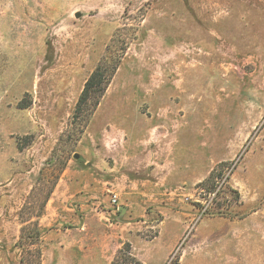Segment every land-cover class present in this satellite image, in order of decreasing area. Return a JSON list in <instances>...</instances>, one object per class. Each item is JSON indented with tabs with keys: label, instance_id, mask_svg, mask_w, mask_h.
<instances>
[{
	"label": "rangeland",
	"instance_id": "374dc122",
	"mask_svg": "<svg viewBox=\"0 0 264 264\" xmlns=\"http://www.w3.org/2000/svg\"><path fill=\"white\" fill-rule=\"evenodd\" d=\"M235 222L264 235V0H0V264H264Z\"/></svg>",
	"mask_w": 264,
	"mask_h": 264
},
{
	"label": "trees",
	"instance_id": "16d2710c",
	"mask_svg": "<svg viewBox=\"0 0 264 264\" xmlns=\"http://www.w3.org/2000/svg\"><path fill=\"white\" fill-rule=\"evenodd\" d=\"M120 64V57L111 58L108 61L104 58L91 72L86 79L83 89L76 103L75 112L73 115L74 123H78L81 119L87 121L100 103V99L104 95L109 83L115 75ZM215 170L211 172L214 176ZM110 264H146L140 260L132 252L129 243H125L119 248L114 259Z\"/></svg>",
	"mask_w": 264,
	"mask_h": 264
},
{
	"label": "crops",
	"instance_id": "0c3cea01",
	"mask_svg": "<svg viewBox=\"0 0 264 264\" xmlns=\"http://www.w3.org/2000/svg\"><path fill=\"white\" fill-rule=\"evenodd\" d=\"M192 216H195V212H193L192 213ZM221 219H225L226 221H225V223L227 224L228 222L227 221H233L232 219H237V220H240V219H243V218H238V217H228V216H219ZM246 217V216H245ZM190 219V218H189ZM194 221V219H190L189 220V222L190 223H192ZM190 223H188V224H190ZM187 224V227L184 229H182V231H181V233L180 234H177L176 236H174V239H175V241H179L180 239H181V237L184 235V232H185V230L186 231H188V229H189V225ZM259 226H263V224L262 223H260L259 224ZM230 227H232V225L230 226ZM196 228V227H195ZM191 229L192 228H190V230H189V233H190V231H191ZM188 233V234H189ZM229 232H227L226 234H228ZM195 234V233H194ZM191 235V234H190ZM229 236L227 237V238H230L229 240H226V239H224L223 241H222V244H221V247H223V246H226V247H229V246H231L230 248L232 249V252H233V254H236V252L233 250V248L237 245V244H242L245 240H250L251 238H253V237H258V238H264V235H261L260 233H247L246 231L244 232L243 231V229H242V224L241 223H238V222H235L234 223V230H231V232L228 234ZM156 237V236H155ZM190 237L191 236H189L188 237V239L186 240V242H188L189 241V239H190ZM208 237H210V236H208ZM194 239V238H193ZM210 240L209 239H207V237L206 236H204L203 238H201V239H199L198 241H196V242H192L193 243V246H192V248H193V253H194V246H197V245H199V244H203V243H207V242H209ZM227 245H229V246H227ZM238 246V245H237ZM237 246H236V248H237ZM241 247H242V245H241ZM240 247V248H241ZM196 254V253H195ZM199 254H196V256H197V260L199 259V256H198ZM187 256V253L185 252V250H184V254L182 255V257H186ZM239 256V255H238ZM238 256L237 255H227L226 253H223L222 255H221V253H220V255H219V257H218V263L219 264H223V263H225V264H238ZM240 257V256H239ZM209 258V257H208ZM206 262H214V261H210V260H205ZM199 261H197V263H198Z\"/></svg>",
	"mask_w": 264,
	"mask_h": 264
},
{
	"label": "built area",
	"instance_id": "2783aa9c",
	"mask_svg": "<svg viewBox=\"0 0 264 264\" xmlns=\"http://www.w3.org/2000/svg\"><path fill=\"white\" fill-rule=\"evenodd\" d=\"M112 201L115 203L117 201V195L116 194H113L112 195Z\"/></svg>",
	"mask_w": 264,
	"mask_h": 264
},
{
	"label": "water",
	"instance_id": "95a60500",
	"mask_svg": "<svg viewBox=\"0 0 264 264\" xmlns=\"http://www.w3.org/2000/svg\"><path fill=\"white\" fill-rule=\"evenodd\" d=\"M75 157H76V158H79V154H78V153H76V154H75ZM122 209H123V210H125V209H126V207H125V206H122Z\"/></svg>",
	"mask_w": 264,
	"mask_h": 264
}]
</instances>
